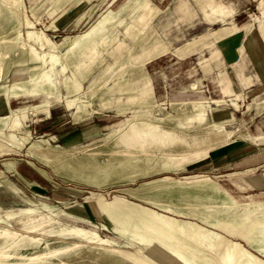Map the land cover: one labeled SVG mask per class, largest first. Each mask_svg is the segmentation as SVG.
<instances>
[{"label": "rangeland", "instance_id": "1", "mask_svg": "<svg viewBox=\"0 0 264 264\" xmlns=\"http://www.w3.org/2000/svg\"><path fill=\"white\" fill-rule=\"evenodd\" d=\"M110 1L0 0V230L36 225L25 234L40 239L1 250L0 264H163L162 237L154 224L140 226L143 206L262 255L264 201L244 213L229 192L264 199V186L247 182L264 163L232 177L238 168L209 160L240 141L264 158V136L253 137L264 135V84L222 90L219 80L232 68H248L244 42L236 34L215 40L221 22L204 18L207 6L223 2L235 22H247L257 0ZM108 6L114 16L83 50L50 48L41 59L29 46L27 21L55 39L85 30ZM257 28L264 40V23ZM28 165L36 179L18 172ZM71 226L94 230L129 255L115 260L94 240L69 235Z\"/></svg>", "mask_w": 264, "mask_h": 264}, {"label": "bare ground", "instance_id": "2", "mask_svg": "<svg viewBox=\"0 0 264 264\" xmlns=\"http://www.w3.org/2000/svg\"><path fill=\"white\" fill-rule=\"evenodd\" d=\"M113 1L111 0L109 4ZM137 1L122 0L120 3ZM138 4L141 5V3ZM224 8V4L219 3L212 10L214 12H222ZM115 9L116 7L108 6L105 11L99 13L95 20L89 23L85 30L65 37L57 36L55 39H50L43 31H36L33 29L32 23L27 21L26 24L30 27L26 29L27 39L30 43L29 46L35 49L34 51L39 54V58L41 59H43L46 49L50 48L58 49L65 47L83 50L94 42L96 35L101 31L104 24L114 16ZM251 16L253 20L241 28V32L246 35H253L258 30L257 27L264 23V0L257 2ZM205 110V108L200 109L197 115L202 116ZM262 136L264 135L261 133L253 135L254 138ZM56 171L59 173L57 169ZM118 200L119 198L116 195L115 201ZM258 203L252 201L240 204L242 205V211L245 213L253 211L254 205ZM143 207L149 210L147 211L148 216H145L147 219H144L146 222L142 221L143 224L139 220L142 225L138 223L141 227L147 228V230L153 227L152 224H154L155 232L162 237L163 245L166 246L168 254L163 264H264V251L260 255L250 250L240 241L226 237L211 227L198 223L195 224L190 220H185L184 222L174 221L176 219L174 216L169 217L168 214L162 211ZM262 211L264 212V205ZM35 226L28 227L22 233L15 229H1L0 234L3 235V238L0 240V251L3 249H16L20 246H29L36 243L40 240L39 238L25 234L26 232L35 230ZM66 230L71 236L83 238L87 241L94 240L101 244L103 251L115 260H117L118 255L124 253L129 255L128 252L121 249V246L113 243L111 239L103 237L98 232L89 228L71 226ZM58 249L60 248H56L53 251H57ZM134 257L138 258L136 255ZM144 263L154 264L148 260H145Z\"/></svg>", "mask_w": 264, "mask_h": 264}, {"label": "crops", "instance_id": "3", "mask_svg": "<svg viewBox=\"0 0 264 264\" xmlns=\"http://www.w3.org/2000/svg\"><path fill=\"white\" fill-rule=\"evenodd\" d=\"M258 1L259 0H257V2ZM257 2H256V5H257ZM219 3H223V2H216L215 4H212V6H207V8L204 11V18L206 22L210 24L221 22L220 27L212 31V32H215L216 34L215 40L225 36L226 34H236V37L240 40V42L241 41L244 42L243 43L244 44V54L246 55L247 67H248L247 69L244 68L243 70H241L240 68H236V69L232 68L229 71V77H224V79H220L219 82H222V90L224 92H233L237 89V90H241L243 93H247L251 90H254L256 85L264 84V40L261 37L256 36L254 34L248 35V39H246L245 36L242 37V35L240 34L241 28L251 22L252 12L249 14L250 15L249 21L238 24L237 22L233 20V17H234L233 7L230 6V4L223 3L225 8L222 12H219V11L214 12L212 10V8ZM246 40H248L247 43H246ZM153 58H151L150 60H152ZM232 59H233L232 63H234L235 61L234 57ZM147 77H148V85L150 87L153 98L156 101L154 85L148 73H147ZM235 94L239 95L237 93ZM212 101H216V100H212ZM10 102H11V99H9V103ZM197 102H209V101H207L206 99L191 100V103H197ZM60 123L61 122L54 121V124L52 125V127H55V126L62 127V124ZM62 128H60V130H62ZM72 131L73 130L64 131L63 133L59 132L58 135L62 137H67L72 133ZM251 145L252 144L250 142L248 143L245 141L244 142L240 141L238 143L236 142L235 144L230 145L227 148L225 147L219 148L218 150L212 152L209 163L213 165L215 168H228V167L238 168L235 171L228 174V176H232V177L233 175L240 173L241 172L240 170H250L252 169V166L256 167L264 163V158L258 157L259 155L258 153L260 151H258L256 147L252 148ZM18 172L22 176L32 179V180L37 178L35 176V174L37 173L36 170H34V168L30 165L24 166V167L19 166ZM247 182H248V185L252 187L253 186L263 187L264 186V172L251 175V177H249ZM229 194L234 200L238 202H242V203L252 202V201H256V202L264 201V199H258V198H249L246 200H239L235 196H233L230 192Z\"/></svg>", "mask_w": 264, "mask_h": 264}]
</instances>
